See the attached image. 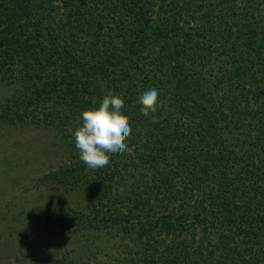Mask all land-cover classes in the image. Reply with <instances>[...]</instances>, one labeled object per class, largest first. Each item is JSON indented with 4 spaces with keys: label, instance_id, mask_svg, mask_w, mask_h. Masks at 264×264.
I'll list each match as a JSON object with an SVG mask.
<instances>
[{
    "label": "trees",
    "instance_id": "obj_1",
    "mask_svg": "<svg viewBox=\"0 0 264 264\" xmlns=\"http://www.w3.org/2000/svg\"><path fill=\"white\" fill-rule=\"evenodd\" d=\"M0 84V123L54 130L35 185L76 194L26 221L62 250L21 264H264V0H0ZM108 90L132 132L94 170L73 133Z\"/></svg>",
    "mask_w": 264,
    "mask_h": 264
},
{
    "label": "rangeland",
    "instance_id": "obj_2",
    "mask_svg": "<svg viewBox=\"0 0 264 264\" xmlns=\"http://www.w3.org/2000/svg\"><path fill=\"white\" fill-rule=\"evenodd\" d=\"M4 87L0 84V101L9 94ZM53 134L52 129L16 127L0 123V264H21V259L18 258L22 256L21 253L18 254L19 249L26 254H33L34 251L48 254L62 250V242L57 239L56 230L51 229L48 232L46 227L35 232L38 239H44L36 242L35 246L32 245V229L26 222L34 212L37 219V213L46 205L58 202L72 203L71 199L76 196L68 191L64 192L62 187L35 185V178L46 171L47 165L56 166L58 163L57 148H50L53 145ZM39 152L45 154H38ZM19 159H23L22 167L27 166L26 169L21 170L20 166L15 165ZM21 207L24 210L20 209ZM10 224L20 230H26L27 237L17 240L15 237L7 238ZM71 245V242L67 244ZM29 249L32 251L28 252ZM24 256H27V259L34 257Z\"/></svg>",
    "mask_w": 264,
    "mask_h": 264
},
{
    "label": "clouds",
    "instance_id": "obj_3",
    "mask_svg": "<svg viewBox=\"0 0 264 264\" xmlns=\"http://www.w3.org/2000/svg\"><path fill=\"white\" fill-rule=\"evenodd\" d=\"M124 98L108 90L98 106L86 108L81 113V123L74 130L75 146L81 161L91 169H101L110 162L112 154H126L127 140L131 136L130 117L122 111ZM140 112L151 117L163 107L159 92L151 88L140 96Z\"/></svg>",
    "mask_w": 264,
    "mask_h": 264
}]
</instances>
